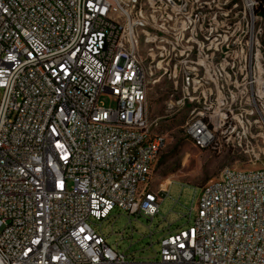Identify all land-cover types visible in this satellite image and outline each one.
<instances>
[{"label":"built area","instance_id":"obj_1","mask_svg":"<svg viewBox=\"0 0 264 264\" xmlns=\"http://www.w3.org/2000/svg\"><path fill=\"white\" fill-rule=\"evenodd\" d=\"M202 9L0 0V264H264V166L224 168L201 187L192 222L169 224L148 258L110 244L101 226L115 210L153 220L169 194L171 185L151 187L167 138L149 120L148 93L159 56L163 76L180 82L170 107L203 102ZM143 40L167 56L148 65ZM196 108L186 134L204 149L229 117L214 111L211 129Z\"/></svg>","mask_w":264,"mask_h":264},{"label":"rangeland","instance_id":"obj_2","mask_svg":"<svg viewBox=\"0 0 264 264\" xmlns=\"http://www.w3.org/2000/svg\"><path fill=\"white\" fill-rule=\"evenodd\" d=\"M201 1L203 102L170 107L171 101L181 95L180 82L176 90L174 82L163 76L168 61L162 62L159 56L156 62L163 66L156 68L158 81L152 82L148 93L149 120L167 138L166 148L154 166L151 187L158 190L162 185H171L169 194H160L163 201L153 220L141 216L130 222L126 214L119 216L115 210L112 215L117 219L101 222L105 233L114 232L109 236L110 244L120 241L121 251L130 249L140 259L154 254L169 224L175 228L192 222L189 210L196 206L201 187L216 180L224 168L264 166V16L255 13L258 3L250 10L246 0ZM140 52L149 57L150 65V54L164 51L161 43L148 44L143 40ZM168 52H164L165 56ZM1 95L0 90V98ZM101 100L108 103L107 96ZM194 107L196 112L203 109V118L211 129L209 116L214 111L229 117L217 131L216 142L208 148L196 147L186 134Z\"/></svg>","mask_w":264,"mask_h":264},{"label":"trees","instance_id":"obj_3","mask_svg":"<svg viewBox=\"0 0 264 264\" xmlns=\"http://www.w3.org/2000/svg\"><path fill=\"white\" fill-rule=\"evenodd\" d=\"M255 13H257L258 15L264 16V0H258Z\"/></svg>","mask_w":264,"mask_h":264}]
</instances>
